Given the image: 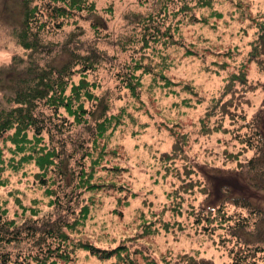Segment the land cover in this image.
Returning a JSON list of instances; mask_svg holds the SVG:
<instances>
[{"label":"rangeland","instance_id":"1","mask_svg":"<svg viewBox=\"0 0 264 264\" xmlns=\"http://www.w3.org/2000/svg\"><path fill=\"white\" fill-rule=\"evenodd\" d=\"M27 1L0 0V113L13 107L14 89L33 84L43 66H61L71 52L92 49L101 62L98 71L69 79L68 94L82 78L92 93L72 106L79 119L39 100L36 116L52 122L51 132L44 129L35 137L34 130L16 135L11 129L0 137V214L19 234L12 242L1 238L0 264H127L91 254L81 243L108 250L122 245L129 249L123 255L137 264H180L186 253L233 264L232 251L244 255L234 220L208 224L198 222L197 214L208 211L209 201L218 205L228 185L264 207V192L214 171L235 170L254 155L239 136L246 131L242 124L262 106L264 65L246 64L249 86L231 108L235 120L208 113L225 94L229 76L249 60L264 0H89L94 10L52 19L43 16V0H34L32 5L41 6L37 20L45 24L38 34L40 50L26 49L18 37ZM34 26L35 32L39 25ZM127 75H135V91L127 87ZM105 120L110 122L100 134L98 125ZM204 122L209 134L202 130ZM181 135L186 157L164 160L162 154ZM43 146L59 150L57 165L20 163L30 153L43 160ZM186 167L194 171L188 174ZM82 170L91 177L81 185ZM209 184L214 190L207 201L202 189ZM226 207L246 212L231 203ZM60 219L79 220L75 228L63 229L70 259L43 262L47 239L29 231ZM243 264H264V252Z\"/></svg>","mask_w":264,"mask_h":264},{"label":"trees","instance_id":"2","mask_svg":"<svg viewBox=\"0 0 264 264\" xmlns=\"http://www.w3.org/2000/svg\"><path fill=\"white\" fill-rule=\"evenodd\" d=\"M33 1L34 0H29L25 3L22 27L24 30L22 34H18V37L20 43L26 49L36 48L40 50L38 34L40 33V29L45 27V24L40 22V19L37 20L41 6L38 4L32 5ZM89 9L94 10V3L89 0H43V16L48 15L51 19L55 16H68L75 11ZM34 22L39 25L35 32L34 28L36 27L34 26ZM257 25L259 28L258 36L252 42L249 60L243 62L240 65L241 68L229 76V81L225 86V94L222 99H220L221 101L218 100L213 104V110L211 112L209 111L208 115L221 116V120L226 116H230L235 120L234 118L238 116L237 111L231 108L236 106L238 102L237 99L240 96H244L243 92L247 91V86H249L248 69H245L246 64L249 62H256L261 67L264 65V15L263 18L257 22ZM100 60L101 55H99V52L95 49L90 50V52L86 54L71 52L70 57L65 60L61 66H43V71L36 74L33 78V81L35 80L33 84H28L26 88H22V85H18L19 88L14 89V95L10 96V101L14 103L13 107L0 113V137L4 132L11 129H15L16 135L31 129L35 131L34 136L39 137V134H41L44 129H48L49 123L52 122L47 123L44 121V118L43 121L45 123L42 122L35 113L37 101L39 100H44L50 108L54 109L53 112L55 113H58L60 108H65L70 114H76V118L79 119L81 115L79 112L72 111L71 113V110H73L72 106L81 103V98L83 96L91 98L92 93H90L88 89V81L82 78L80 84H73L71 92L68 94L69 79L76 73H81L83 77L90 75L97 70L101 62ZM124 80L131 91L136 90L135 75L134 77L127 75ZM251 88L254 87L251 86ZM226 96L228 98L224 100ZM82 110L85 111L84 109ZM57 118L59 117L57 116ZM245 118L246 117H244V119ZM106 122L110 121L105 120L99 123L98 130L100 134L106 131ZM59 126L63 127L65 123L62 122ZM215 127L220 130L219 123ZM242 127H245L246 131L243 136H239L240 142L245 145L246 149L253 150L254 155L245 161L238 162V168L235 170L216 169L214 171L221 175L225 173H227V175H235L251 187L264 192V100L260 110L250 121L242 124ZM54 128H56L55 125ZM202 130L204 133L208 134L211 132L210 126L205 122L203 123ZM48 131H50V129H48ZM185 137L186 135L179 136L174 142L172 150L170 152H164L162 158L169 161L172 158L176 159L180 157V155L185 156ZM15 141L21 142V140L17 138H15ZM28 141L31 142L30 139H28ZM25 149L26 147L22 149V152L25 151ZM34 150L36 152L35 148ZM44 150L47 152L43 153V160L35 156L34 153H30L23 155L20 163L34 159L36 164L43 169L47 168L49 164L57 165L58 163L55 159L59 157V150L57 148L47 150L46 147L43 146V151ZM230 156L235 157L234 155ZM3 162L4 159L0 151V170H3ZM185 169L188 174L194 171L190 167H186ZM63 171L66 174V170ZM89 177H91V175L86 174V172L82 170L79 176L80 184L82 185L85 183ZM212 190H214V188H212L210 184L202 189V192L206 194L207 201L211 200L213 197ZM223 190H225L226 195L222 197V201L218 205H210V201L205 203L204 208L206 207L208 211L203 214H197V220L198 222L202 220L208 221V224H213L215 222L222 224L226 221L234 220L232 229L234 230V235L244 243V247H242L244 255L234 254V251H232L233 264H243L246 259L256 258L260 252H264V207L256 204L252 198L236 193L230 185L223 186ZM228 203L246 212L237 214L230 213V208L226 207ZM86 214L87 213H84V216ZM78 223L79 220L69 223L68 220L60 219L54 222H45L44 225L33 229V231H29L31 236H35L38 232L43 233V236L47 239V245L45 244L43 248L44 256L41 258L44 260L43 262H46L45 260L52 257L64 261L70 259V252L64 245L68 239V235L63 229L65 227L69 229L75 228ZM10 226L11 224L0 214V240L2 237V240H6L7 242L18 239L19 234H14V231H10ZM16 231L18 232V230ZM80 246L90 251L91 254L98 255L100 258H111L112 256H116L124 260L127 264H137L136 259L130 257L128 254L123 255V252L129 249L122 245L121 247L110 250L100 249L89 243H81ZM51 264H57V261L53 260ZM180 264H212V262L205 258L197 259L195 256L186 253L180 259Z\"/></svg>","mask_w":264,"mask_h":264}]
</instances>
